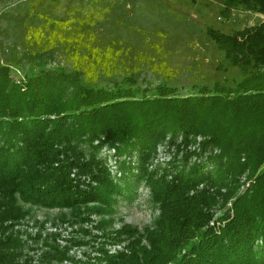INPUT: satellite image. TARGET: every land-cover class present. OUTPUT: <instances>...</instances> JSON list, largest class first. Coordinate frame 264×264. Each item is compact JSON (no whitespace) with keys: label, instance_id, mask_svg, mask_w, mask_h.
Returning <instances> with one entry per match:
<instances>
[{"label":"trees","instance_id":"trees-1","mask_svg":"<svg viewBox=\"0 0 264 264\" xmlns=\"http://www.w3.org/2000/svg\"><path fill=\"white\" fill-rule=\"evenodd\" d=\"M223 6L264 17V0ZM206 33L232 65L253 64L250 75L179 95L166 83L141 89L135 74L94 83L81 64L19 80L0 64V264H264V23ZM140 188L154 224L116 226L118 200ZM23 205L61 211L52 226L71 232L19 230Z\"/></svg>","mask_w":264,"mask_h":264},{"label":"rangeland","instance_id":"rangeland-1","mask_svg":"<svg viewBox=\"0 0 264 264\" xmlns=\"http://www.w3.org/2000/svg\"><path fill=\"white\" fill-rule=\"evenodd\" d=\"M262 23L257 7L225 10L223 0H0V64L10 67L15 80L31 70L81 64L94 83L105 85L109 78L135 74L141 89L166 83L185 95L193 86H235L253 70V64L243 69L226 60L207 28L230 35ZM92 59L100 68L90 67ZM165 149L158 147L159 162ZM109 162L114 166L111 157ZM111 171L119 176L116 167ZM23 207L29 215L19 230L34 236L39 231L36 222L44 224L42 236L71 232L67 224L56 221L52 226L61 211ZM157 215L147 191L140 188L134 201L118 200L114 218L116 226L127 223L142 230L152 226ZM21 237L24 242L26 236ZM57 242L64 245L61 239ZM35 247L27 239L23 254L36 263L40 251ZM72 252L79 256L82 251Z\"/></svg>","mask_w":264,"mask_h":264}]
</instances>
